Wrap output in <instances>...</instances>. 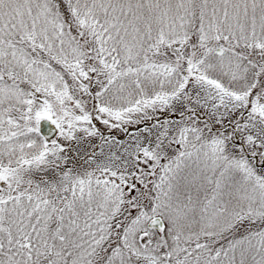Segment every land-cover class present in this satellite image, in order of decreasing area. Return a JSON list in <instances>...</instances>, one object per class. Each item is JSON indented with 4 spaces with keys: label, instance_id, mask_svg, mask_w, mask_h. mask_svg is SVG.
Returning a JSON list of instances; mask_svg holds the SVG:
<instances>
[{
    "label": "snow or ice",
    "instance_id": "obj_1",
    "mask_svg": "<svg viewBox=\"0 0 264 264\" xmlns=\"http://www.w3.org/2000/svg\"><path fill=\"white\" fill-rule=\"evenodd\" d=\"M0 264H264V0H0Z\"/></svg>",
    "mask_w": 264,
    "mask_h": 264
}]
</instances>
